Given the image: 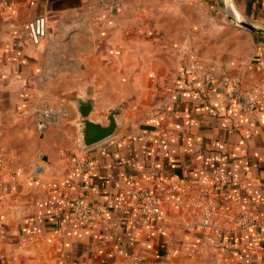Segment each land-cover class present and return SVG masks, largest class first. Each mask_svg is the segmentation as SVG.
<instances>
[{
	"label": "crops",
	"instance_id": "1",
	"mask_svg": "<svg viewBox=\"0 0 264 264\" xmlns=\"http://www.w3.org/2000/svg\"><path fill=\"white\" fill-rule=\"evenodd\" d=\"M231 1L236 19L264 27V0ZM221 3L0 0V264H264V35L234 28ZM184 6L196 48L153 43L165 22L184 27ZM224 76L256 108L226 100ZM128 83L114 134L81 146L78 107L90 101L103 121ZM145 189L156 215L133 195ZM77 198L104 212L73 222ZM222 202L223 230L202 229L201 206ZM236 215L258 225L235 228Z\"/></svg>",
	"mask_w": 264,
	"mask_h": 264
},
{
	"label": "built area",
	"instance_id": "2",
	"mask_svg": "<svg viewBox=\"0 0 264 264\" xmlns=\"http://www.w3.org/2000/svg\"><path fill=\"white\" fill-rule=\"evenodd\" d=\"M25 25L28 31V37L33 44H37L46 35V21L42 15L32 16ZM222 81L229 85V88L225 93L226 100L236 104L241 111H249L256 108L257 102L253 99L248 90L241 89L238 79H231L227 76H224L222 77ZM87 167L88 163L85 162L82 164L83 169H86ZM205 193H207V191L201 192L203 196ZM133 195L137 198L143 211L149 215L157 214L160 200L158 196L153 195L151 192H149V190L146 189L140 192H133ZM222 199L226 200V196L222 195ZM222 205V207L216 208L210 205L201 206L200 227L202 229L216 232L223 230L219 223V216L221 211L225 210L226 205L223 202ZM103 212V206L95 205L83 198L75 199L72 202L70 210L72 220L75 223L85 222L94 218L95 216L101 215ZM232 219L235 228L246 227L248 225H258L255 220L244 215H236Z\"/></svg>",
	"mask_w": 264,
	"mask_h": 264
},
{
	"label": "rangeland",
	"instance_id": "3",
	"mask_svg": "<svg viewBox=\"0 0 264 264\" xmlns=\"http://www.w3.org/2000/svg\"><path fill=\"white\" fill-rule=\"evenodd\" d=\"M223 11H227V13L229 14V16L227 17L228 20L230 21V24H232V26L234 28H244L243 26H241L238 23V19H236V16L234 15L235 9L232 5V1L231 0H222V3L220 4ZM184 9V12L186 13V20H185V25L184 27H181V22L180 21H170V22H165L163 29L164 32L161 33L163 34L162 36H159L158 30H155L153 32H151V36L153 37V43H157L160 44L163 43H159L157 42L158 40L160 41H164V39L168 40V43L170 44V42H172L170 45L173 46L175 44V42L180 39L181 41H184L185 43H187V45H191V47L196 48V11L194 12L192 10L191 7H182ZM148 23V22H147ZM156 24V22H153ZM126 28L129 29L128 26V21L125 22ZM131 28V27H130ZM156 29L158 28V25H156L155 27ZM160 29V28H159ZM167 36V37H165ZM143 38H138V45L142 44ZM195 46V47H194ZM135 76V72H133L131 74V78H133ZM134 95L133 92V88L132 86L129 85V83L127 84V95L125 96V98L123 100H120L118 102H116L114 105L110 106L109 108H107L104 112L103 115V123L106 122L105 120V116L107 114V110L109 109H114L115 110V114H116V119L120 122V116L122 114L123 109L125 108L126 104L129 103L132 99L131 96ZM122 124V123H121Z\"/></svg>",
	"mask_w": 264,
	"mask_h": 264
},
{
	"label": "water",
	"instance_id": "4",
	"mask_svg": "<svg viewBox=\"0 0 264 264\" xmlns=\"http://www.w3.org/2000/svg\"><path fill=\"white\" fill-rule=\"evenodd\" d=\"M237 21L241 26L264 35V27L256 26L251 22L240 19ZM91 110V102L87 100L78 107L79 117L76 120L77 136L80 145L85 148L112 136L120 125V122L116 119L114 109L107 110L105 123L101 120L90 119L89 113Z\"/></svg>",
	"mask_w": 264,
	"mask_h": 264
}]
</instances>
